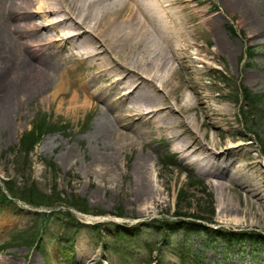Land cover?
Here are the masks:
<instances>
[{
  "label": "rangeland",
  "instance_id": "obj_1",
  "mask_svg": "<svg viewBox=\"0 0 264 264\" xmlns=\"http://www.w3.org/2000/svg\"><path fill=\"white\" fill-rule=\"evenodd\" d=\"M168 3L161 7L165 25L138 10L142 19L138 23H147L150 41L135 53H158L163 47L159 27L167 28L171 72L165 67L169 76L156 84L159 96L167 99L189 127L191 134L181 125L176 129L192 143L188 152L199 151L191 153L190 159L199 157L203 162L201 148L212 149L208 154L232 145L228 155L224 152L218 157L231 161L227 169L250 188L239 190L233 183L215 187L183 157L187 151L177 152V139H169V130L166 136L157 131L150 137L144 134L145 123L131 119L123 122L129 126L119 128L124 132L139 128L143 143L116 145L109 173L90 168L94 155L104 151L103 137L94 133L101 109L98 92L111 96L114 90L97 76L100 66L89 68L88 61L68 44L60 47L65 48L62 57L68 69L58 74L66 82L61 87L64 94L50 100L52 90L30 89L14 102L11 114L0 119V264H32L33 260L37 264H264V155L255 133L241 125L239 111L241 87L260 95L253 130L264 140V0ZM44 15L40 13L34 21L57 39L49 27L53 18ZM213 24L221 37L213 31ZM217 37L230 47L222 48ZM103 55H99L101 64ZM73 79L76 85L87 84L93 93L86 99L89 106L76 113L67 108L76 87L70 85ZM186 94L194 100L189 111L180 110ZM113 103L127 110L125 102ZM43 118L48 124L33 148L20 152L22 135ZM65 150L70 152L68 163L61 160ZM141 154L148 157L149 198L137 195L135 186L129 184L133 162ZM29 185L35 193L50 198L46 201L53 202L51 206H34L7 190ZM72 200L78 209L69 205ZM175 212L210 216L202 223L222 232L243 233L244 239L229 242L217 234L186 232L171 224L170 228L169 222L194 220ZM161 221L170 228L166 233L155 225H162ZM32 235L34 242L30 243ZM252 235L258 241H250Z\"/></svg>",
  "mask_w": 264,
  "mask_h": 264
},
{
  "label": "bare ground",
  "instance_id": "obj_2",
  "mask_svg": "<svg viewBox=\"0 0 264 264\" xmlns=\"http://www.w3.org/2000/svg\"><path fill=\"white\" fill-rule=\"evenodd\" d=\"M168 2L169 0H0V119H6L11 114L14 102L24 97L30 89L42 92L52 90L50 100L64 94L61 87L66 82L63 78L59 79L58 74L61 69L66 72L68 69L64 67L67 60L62 57V50L65 48L60 47L69 44L78 50L81 58L88 61L89 68H95L96 64L100 66L97 76L108 81L114 90L111 96L107 91L98 92L100 95L97 101L100 102L101 109L97 113L94 133L103 137L104 151L94 155L88 165L90 168L99 167L109 173L114 165V151L118 148L116 145L124 142L143 143V134L139 128L129 127L128 131L131 133L120 130L119 126H129L123 123L128 119L135 120L138 124L145 123L148 128L144 134L150 137L157 131L161 132V136H166V131L169 130V139H177V152H188L192 143L181 137L176 128L181 125L191 134L189 127L176 116V109H172L167 99L159 96L156 84H162L169 76L168 70L171 72V61L167 55V50H170L167 34L170 32L164 27L161 11V7L169 5ZM138 10L164 24L159 23L163 25L162 28L159 27L163 47L156 54L142 56L135 53L142 43L150 41V28L147 23H138L142 20ZM40 13L53 18L49 27L55 30L57 39L48 34L46 27L34 21ZM215 26L213 24V31L219 35ZM217 41L224 49L230 47L222 38L217 37ZM102 52H105L103 64L100 63L102 58L99 56ZM94 76L89 81H93ZM76 82L73 79L71 87ZM86 85L77 84L72 90L71 97L67 100L70 112L76 113L89 106L86 99L93 93L88 92ZM117 100L125 102L127 110L118 109L113 103ZM91 104L95 105V102ZM198 105L201 103L198 102ZM193 107L194 100L186 94L180 110L189 111ZM231 150L233 146L228 145L223 151L206 154V151L212 149L201 148L203 162L199 157L190 159L191 153L199 152L197 148L183 157L189 158V163L195 166L196 172L215 187L225 188L233 183L244 191L250 188V184L227 169L231 166V161L226 163L224 156L218 157L224 152L228 155ZM147 158L145 154L135 158L129 184L135 186L137 195L143 194L149 198L152 189ZM61 160L64 163L70 161L69 150L62 153ZM35 262L33 260L32 264H37Z\"/></svg>",
  "mask_w": 264,
  "mask_h": 264
},
{
  "label": "trees",
  "instance_id": "obj_3",
  "mask_svg": "<svg viewBox=\"0 0 264 264\" xmlns=\"http://www.w3.org/2000/svg\"><path fill=\"white\" fill-rule=\"evenodd\" d=\"M240 95H242V105H240V114H241V125H244L243 127L246 129L247 132L249 133H255L254 135L256 136L257 141L261 145L260 152L264 155V140L261 139L260 135L258 132H254L253 126L256 123L254 121L255 114L258 115L260 112L259 109L257 108L259 105V101L261 100L260 95L251 93L249 90H247L244 87L240 88ZM252 122V124H251ZM47 121L43 119H39L38 121H35L32 124L31 129H29L27 132H25L20 141H19V151L23 153H29L30 150L33 148L35 145L38 137L43 133L42 131L44 130V126H46ZM47 127V126H46ZM45 127V128H46ZM259 131V130H258ZM8 192L17 194L18 198H21L22 200L26 201L29 204H32L34 206H39V205H44V206H51V203L53 202H48L46 200L50 199L45 196H42L38 193H35V187L34 186H23L20 189H15L14 187L10 186L7 188ZM75 201H70L69 205L74 206L78 209L77 205L75 204ZM82 211L87 212L85 208H81ZM52 214V213H51ZM185 214H188L187 216L192 217L194 220H186V221H181V220H175L173 223L169 222L170 224L173 225V227L176 226L177 230H184L186 232H200V233H207L209 235L211 234H217L222 237V239H225L227 241H235V240H241L244 239L243 233H233V232H222V230L218 229H211L209 226H206L205 224L202 223V221H208L210 220V216H201L199 214H192V213H179L175 212V215H181V216H186ZM40 215L47 217L48 214L46 213H40ZM198 219L199 221H197ZM156 222V220H155ZM163 222L162 225L155 224L156 227L163 229L164 232L166 233L168 229L172 228H165V221ZM40 225V224H38ZM254 236H258L257 234L252 233ZM237 235V236H236ZM253 235L251 236L252 239L250 238L249 240H255L258 241V239H254ZM31 239V242H34L33 240V235L29 237ZM214 238V237H213Z\"/></svg>",
  "mask_w": 264,
  "mask_h": 264
}]
</instances>
